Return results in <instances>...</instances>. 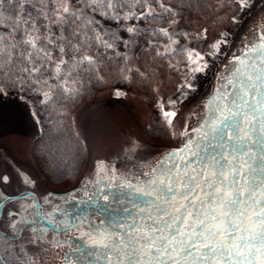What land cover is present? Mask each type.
<instances>
[{
	"label": "snow or ice",
	"instance_id": "snow-or-ice-1",
	"mask_svg": "<svg viewBox=\"0 0 264 264\" xmlns=\"http://www.w3.org/2000/svg\"><path fill=\"white\" fill-rule=\"evenodd\" d=\"M231 2L241 10L250 7V0ZM6 3L13 8L18 5L20 15L10 33L0 32V77L21 87L35 86L45 104L57 93L69 97L77 93V77L83 73H96L102 79L100 62L109 49L135 42V36L145 30L139 22L180 14L176 0H0V15ZM103 21L115 22L128 39L107 24L102 26ZM145 28L167 40L152 45L162 49L157 56L175 54L178 41L172 39L169 28L154 23H146ZM220 43L211 47L219 52ZM93 46L104 52L93 53ZM181 50L188 73L207 69L204 55L196 48ZM116 55L123 58L119 52ZM228 63L234 71L218 77L204 102L207 120L190 130L185 126L180 133L183 145L150 166L143 174L146 179L123 184L134 195L125 218L100 231L93 224L92 231L85 233L98 262L264 264V21L241 54ZM185 79L183 87L192 89ZM178 103L169 99L158 105L169 127L178 115ZM114 172L110 165L97 163L98 175L108 178ZM10 199L14 197L0 192V208ZM8 215L16 214L9 211ZM25 222L11 221L7 227ZM51 243L55 247L61 241L53 238ZM68 252L64 264H70Z\"/></svg>",
	"mask_w": 264,
	"mask_h": 264
},
{
	"label": "water",
	"instance_id": "water-1",
	"mask_svg": "<svg viewBox=\"0 0 264 264\" xmlns=\"http://www.w3.org/2000/svg\"><path fill=\"white\" fill-rule=\"evenodd\" d=\"M262 21L264 5L237 27L227 52L199 96L181 105L174 120L178 121V124L175 122L176 145L157 144L151 148L135 136H130L107 156L94 157L83 168L75 184L63 191H39L36 179L25 168L11 163V169L15 168L13 173L16 179H12L16 193L3 194L14 197L10 200L16 205L12 211L16 215L12 216L8 224L21 219L26 222L19 227H7L8 232L10 229L13 232L11 238L16 241L17 249L13 259L2 264H64L65 253L69 248L79 250L68 252L70 264H103L95 259L96 252L88 245V236L85 233L92 231L93 224L99 225L97 231H100L109 224L122 221L127 215L125 209L131 210L134 199V195L123 184L129 180L137 184L146 179L143 174L150 166L156 165L157 160L168 151L183 145L185 138L180 133L185 126L190 130L207 120L205 100L217 86L218 77L222 73L228 76L230 71H234L233 66L228 63L229 60L241 54L246 41H250ZM148 147L152 149L151 152L145 151ZM101 161L115 169L108 178L97 174V163ZM136 177H140V181ZM105 196L109 199L105 200ZM56 224L60 227H55ZM53 238L61 243L54 247L51 243Z\"/></svg>",
	"mask_w": 264,
	"mask_h": 264
},
{
	"label": "rangeland",
	"instance_id": "rangeland-1",
	"mask_svg": "<svg viewBox=\"0 0 264 264\" xmlns=\"http://www.w3.org/2000/svg\"><path fill=\"white\" fill-rule=\"evenodd\" d=\"M263 5L264 0H250V7L241 10L231 0H218L216 9L220 12V22L217 25L206 28L203 21L192 20L194 34L188 33L186 39L190 44L196 43L195 40L202 35L204 28L206 29L207 45L201 54L204 55L208 67L204 72L192 74L190 79L187 78L192 83V89L184 88L186 81L183 83V80L172 77L158 79L154 84L158 104L176 99L179 101L175 106L178 113L181 105L198 97L227 52L237 27L244 24ZM221 41L223 43L219 45V52H216L211 46ZM135 43L136 39L133 44ZM117 91L123 95L117 96ZM39 99L41 100L42 96L38 97ZM158 110L161 111L159 107ZM165 110H168L167 104ZM152 119V108L145 98L141 94H131L123 88H103L80 102L71 114L72 131L83 149L80 170L69 184L55 185L45 177L36 158L35 143L42 133V112L40 113L28 99L17 94H0V173L11 172V163H15L25 168L36 179L39 191H63L75 184L83 168L90 164L94 157L107 156L130 136H135L151 148L157 144L176 145L175 122L178 124V121H173L171 127L166 124L168 137L159 139L149 133ZM151 148L148 147L145 151L151 152ZM11 177L16 179L14 174H11Z\"/></svg>",
	"mask_w": 264,
	"mask_h": 264
},
{
	"label": "trees",
	"instance_id": "trees-1",
	"mask_svg": "<svg viewBox=\"0 0 264 264\" xmlns=\"http://www.w3.org/2000/svg\"><path fill=\"white\" fill-rule=\"evenodd\" d=\"M217 5L218 0H176L175 7L179 15L175 17L168 15L165 19H158L155 22H139L140 27L145 30L135 36L136 43L130 42L128 45L120 43L116 49H109L100 62L103 67L100 68L98 75L102 79H98L96 73H83L77 77L79 91L70 97L57 93L51 103L45 104L41 102L42 94L33 90L35 86L21 87L18 83L14 85L9 82L7 77H0V87L4 89L0 94H17L28 99L36 109L40 110V113L42 112V133L35 143V151L42 171L51 183L65 186L76 178L83 159V149L72 131L71 114L80 102L103 88H123L131 94H141L152 108L153 119L149 133L159 139L168 137V127L161 111L158 110L154 84L158 79L169 77L183 80V83L186 81L185 77L191 78L192 74L188 73L186 68L185 53L181 49L195 47L200 52L206 49L205 28L202 35L195 40L196 43L190 44L186 35L194 34L192 20L203 21L206 28L217 25L220 22ZM19 15L18 5L13 8V5L6 3L3 6V15H0V32L10 33ZM135 23L137 22H128V24ZM146 23L148 25L154 23L156 27L171 30L172 39L178 41V44L174 45L176 49L174 55L170 58L168 55L157 56V51L162 49L152 45L167 43V40L147 30ZM103 24H107L123 39H128V33L118 28L115 22L103 21L102 26ZM98 51L102 53L104 49L93 46L92 52ZM116 52L121 53L123 58L117 56ZM124 76L128 79H124ZM40 96L42 99L38 100Z\"/></svg>",
	"mask_w": 264,
	"mask_h": 264
},
{
	"label": "flooded vegetation",
	"instance_id": "flooded-vegetation-1",
	"mask_svg": "<svg viewBox=\"0 0 264 264\" xmlns=\"http://www.w3.org/2000/svg\"><path fill=\"white\" fill-rule=\"evenodd\" d=\"M14 170L15 168H13L11 172L0 173V192H3L7 195H12L16 193V188L11 177V174H14ZM4 177L8 178L7 183L4 182ZM36 194L38 195V193ZM15 208L16 205L11 200H9L6 204L3 205L2 208H0V264L6 261H11L16 253V241L11 238L13 232L11 229L9 230V232L7 231L8 221H10L13 216H9L8 213L9 211H14ZM8 234L9 237L7 238Z\"/></svg>",
	"mask_w": 264,
	"mask_h": 264
}]
</instances>
